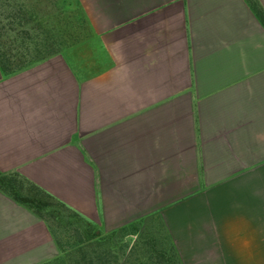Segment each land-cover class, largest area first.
I'll use <instances>...</instances> for the list:
<instances>
[{
	"label": "crops",
	"instance_id": "1",
	"mask_svg": "<svg viewBox=\"0 0 264 264\" xmlns=\"http://www.w3.org/2000/svg\"><path fill=\"white\" fill-rule=\"evenodd\" d=\"M0 29L21 44L0 48L20 196L114 241L139 224L121 264L151 220L182 264H264V0H0ZM48 219L0 186V264L56 258Z\"/></svg>",
	"mask_w": 264,
	"mask_h": 264
},
{
	"label": "trees",
	"instance_id": "2",
	"mask_svg": "<svg viewBox=\"0 0 264 264\" xmlns=\"http://www.w3.org/2000/svg\"><path fill=\"white\" fill-rule=\"evenodd\" d=\"M0 186L11 192L19 201L30 203L36 211L42 212V205L39 203L40 200L35 203L34 200L30 199L31 197L20 196L18 190L14 191V188L5 183V181L2 182V179H0ZM58 203L70 209L65 204ZM70 210L72 213H69L68 219L63 222L60 217L61 215H55L53 213L47 214L45 212L49 217L48 221L51 223L52 231L56 234V239L61 249L60 254L56 258L45 264H121L119 261V254L114 252V246L116 247L120 244V251L124 250L128 246V242L123 241V235L129 232L130 234L137 233L138 230L141 229V226L137 223L123 226L117 236L119 240L114 241L113 237L116 232L109 236H103L98 232L97 226L92 221L83 218L72 209ZM69 218H75V221L84 223L85 227H79L78 224L72 222L73 220L69 221ZM56 229H63L66 232L69 243L57 237L58 234ZM141 244L143 247L140 248V252L136 251L131 254L134 255L138 253L136 254V260H139L140 264H182L178 254L173 250H168V248L164 246V242H161L158 238L143 234ZM72 257L74 258L72 259Z\"/></svg>",
	"mask_w": 264,
	"mask_h": 264
},
{
	"label": "rangeland",
	"instance_id": "3",
	"mask_svg": "<svg viewBox=\"0 0 264 264\" xmlns=\"http://www.w3.org/2000/svg\"><path fill=\"white\" fill-rule=\"evenodd\" d=\"M13 35H14V33H12L10 31V29H0V36H2L1 39H0V41H1L0 48L3 51H10L15 46H21V44L15 45V44L11 43ZM20 35L25 36L26 33L24 32V33H22ZM0 179H2V182L5 181V183H7L8 185L12 186L14 188V191L18 190L20 192V191H24L25 190V189H23L24 186H23L22 182L19 181L17 178L15 179L14 176H5V177H1ZM29 197H31L30 199L34 200L35 203L40 200L39 203H41V205H42L41 206V211H43L44 213L46 212L47 214H52L53 213L55 215H61L60 217L62 219V222L64 220L68 219L69 213H72V211L70 209H67V208L63 207L56 200H54V199H52L50 197H47V196H45L43 194H38V193H34L33 192L32 196H29ZM70 220H73L72 222H75V224H78L79 227H83V228L85 227L84 223H80V221H75V218H69V221ZM155 228H158V224L156 223V221H154V220L149 221L147 223V225H146V229L148 231L144 232L145 235L147 234V236L152 237L153 235L151 236L150 234H152V231H153V233H155L154 232ZM56 231H57V234H58L57 237L61 238L65 242L69 243L68 242V238L66 236V232L63 229H56ZM158 231L160 232V234L162 233L164 235L162 230L158 229ZM160 238L163 239V241L165 239L164 236H162ZM71 241H73V240H71ZM136 254H138V253H135L133 255L132 259L130 260L131 264L135 263L134 257L136 258ZM73 258L74 257H72V259Z\"/></svg>",
	"mask_w": 264,
	"mask_h": 264
}]
</instances>
